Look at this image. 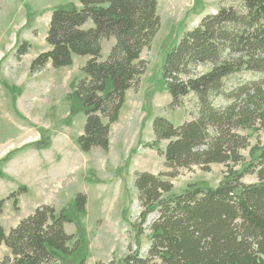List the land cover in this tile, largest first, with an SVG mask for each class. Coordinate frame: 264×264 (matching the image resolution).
I'll return each instance as SVG.
<instances>
[{
	"label": "trees",
	"instance_id": "obj_1",
	"mask_svg": "<svg viewBox=\"0 0 264 264\" xmlns=\"http://www.w3.org/2000/svg\"><path fill=\"white\" fill-rule=\"evenodd\" d=\"M230 2L205 15L166 55L169 107L194 95L198 112L179 126L161 116L153 120L155 140L146 146L164 156L170 171L135 172L141 210L132 223L135 242L128 245L124 264H264V146L259 137L252 145L249 133L264 129V0ZM157 6L158 0H80V7L71 4L52 12L46 35L50 48L32 61L30 72L48 63L68 67L77 55L90 57L69 95L86 118L78 137L81 151H109L110 129L120 118L127 91L139 86L148 67L142 53L161 26ZM89 20L94 26L85 28ZM110 38L115 44L103 60L102 42ZM28 48L22 43L18 60ZM247 74L253 77L231 81ZM162 141H167L165 149L159 146ZM246 149L249 159L242 153ZM211 164L226 166L216 187L190 183L182 193H173L168 178L179 169L209 170ZM249 174L257 176L256 183L244 181ZM26 190L20 187L0 200V216L8 199L18 210V197ZM86 201L78 195L79 212L86 213ZM151 215L156 217L149 222ZM70 222L66 208L58 211L48 204L8 233L0 222V246L10 250L0 264H72L70 258L88 242L84 224L76 236L66 231ZM146 231L149 247L143 254ZM78 264H88L87 258Z\"/></svg>",
	"mask_w": 264,
	"mask_h": 264
},
{
	"label": "rangeland",
	"instance_id": "obj_2",
	"mask_svg": "<svg viewBox=\"0 0 264 264\" xmlns=\"http://www.w3.org/2000/svg\"><path fill=\"white\" fill-rule=\"evenodd\" d=\"M221 3L231 2L158 0L161 26L151 47L142 53L148 67L139 86L127 92L112 149L106 152L95 147L83 152L78 137L84 132L86 118L69 95L84 77L81 68L90 57L77 55L68 67L54 68L48 63L38 72H30L32 61L50 48L46 35L52 12L71 4L80 7V0H0V200L20 187L27 188L18 197V210L14 199L5 202L0 220L6 231L38 206L53 205L58 211L66 208L72 220L65 225L66 231L77 236L82 222L88 242L70 258L72 264L82 258L88 264H124L128 245L135 242L132 223L141 210L135 172L170 171L164 156L146 146L155 140L153 120L161 116L179 126L198 112L194 95L185 97L175 109L169 107L171 95L163 79L166 55L186 31L198 26L205 15L217 12ZM93 26L89 20L84 27ZM24 42L29 48L18 60ZM114 44V38L103 40V60ZM252 77L241 75L231 81ZM249 133L252 145L259 137L264 146L263 128ZM166 144L162 141L159 146L165 149ZM242 153L249 159V149ZM225 170L224 164H211L209 170L181 168L168 179L174 184L173 193L179 194L190 183L216 187ZM244 181L256 183L257 176L246 175ZM81 193L87 198L86 213L77 208ZM155 217L151 215L149 222ZM148 234L146 231L141 238L143 254L149 247ZM5 254L0 252V259Z\"/></svg>",
	"mask_w": 264,
	"mask_h": 264
},
{
	"label": "crops",
	"instance_id": "obj_3",
	"mask_svg": "<svg viewBox=\"0 0 264 264\" xmlns=\"http://www.w3.org/2000/svg\"><path fill=\"white\" fill-rule=\"evenodd\" d=\"M129 90H131V89H129ZM128 90V91H129ZM127 91V92H128ZM130 92V91H129ZM126 101H127V96H126ZM126 104V103H125ZM125 106V105H124ZM120 119V118H119ZM118 122H119V120L116 122V123H114L112 126H111V129H110V149H112V142H113V139H112V137H114V133L116 132V126L118 125ZM118 129H119V127H118ZM117 132H120V130L119 131H117ZM120 134V133H119ZM115 135H117V133L115 134ZM109 149V150H110ZM1 219V218H0ZM0 222H1V220H0ZM2 223V222H1ZM18 224V223H17ZM16 223L13 225V226H16L17 225ZM4 229H5V227H4ZM10 231V230H9ZM9 231H6V229H5V232L6 233H8ZM5 247V248H4ZM4 249V250H3ZM0 252H5L6 254L5 255H9L10 254V250L4 245V244H2L1 246H0ZM4 255V256H5ZM2 257H3V255H2Z\"/></svg>",
	"mask_w": 264,
	"mask_h": 264
}]
</instances>
